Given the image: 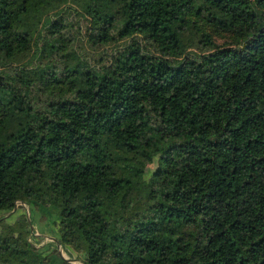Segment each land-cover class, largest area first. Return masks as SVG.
<instances>
[{
    "label": "trees",
    "instance_id": "1",
    "mask_svg": "<svg viewBox=\"0 0 264 264\" xmlns=\"http://www.w3.org/2000/svg\"><path fill=\"white\" fill-rule=\"evenodd\" d=\"M1 65L0 210L54 239L0 264H264V0H0Z\"/></svg>",
    "mask_w": 264,
    "mask_h": 264
},
{
    "label": "rangeland",
    "instance_id": "2",
    "mask_svg": "<svg viewBox=\"0 0 264 264\" xmlns=\"http://www.w3.org/2000/svg\"><path fill=\"white\" fill-rule=\"evenodd\" d=\"M71 6L70 11H68L71 16H69L70 19V26H69V32L72 34H76L78 37V40L74 43L79 45V49L84 52L91 53L93 56L97 55L101 48L92 47L90 46L87 36H86V30H87V24L88 20L84 18L83 16H79L80 7L69 3ZM209 31L213 33V36L216 38L218 42H229L232 39H234L232 33L226 32V31H219L218 29H215L214 27H209ZM84 47V48H83ZM1 70L5 73H8L11 71L12 67L9 65H1ZM150 167H153V164H150ZM4 215L2 218H0V230L8 224V220H11L15 223H24L26 220H28L29 225L31 226V229L34 232V235H37L38 238L35 240L36 244L39 245L40 243L46 241V240H53V234L54 232L48 228H46L44 225L47 224V219L37 210H31L23 201H17L15 206L12 210H0V216ZM7 217V218H6ZM9 217V218H8ZM14 223V224H15ZM58 250H61L62 254L65 257H69L67 252L70 251L65 249L58 244L57 245ZM75 254V252H73ZM75 257V256H74ZM71 262L73 264H82L80 259H72Z\"/></svg>",
    "mask_w": 264,
    "mask_h": 264
},
{
    "label": "water",
    "instance_id": "3",
    "mask_svg": "<svg viewBox=\"0 0 264 264\" xmlns=\"http://www.w3.org/2000/svg\"><path fill=\"white\" fill-rule=\"evenodd\" d=\"M53 239H54V238H53ZM59 254L62 255L63 257H65V256L62 254L61 250H59ZM65 258H66V257H65ZM72 259H73V258H72ZM72 259H70V261H71Z\"/></svg>",
    "mask_w": 264,
    "mask_h": 264
}]
</instances>
